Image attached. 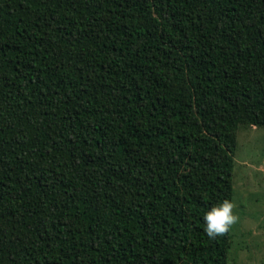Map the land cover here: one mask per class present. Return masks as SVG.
Masks as SVG:
<instances>
[{
    "label": "trees",
    "instance_id": "1",
    "mask_svg": "<svg viewBox=\"0 0 264 264\" xmlns=\"http://www.w3.org/2000/svg\"><path fill=\"white\" fill-rule=\"evenodd\" d=\"M243 126L264 0H0V264H229Z\"/></svg>",
    "mask_w": 264,
    "mask_h": 264
},
{
    "label": "rangeland",
    "instance_id": "2",
    "mask_svg": "<svg viewBox=\"0 0 264 264\" xmlns=\"http://www.w3.org/2000/svg\"><path fill=\"white\" fill-rule=\"evenodd\" d=\"M229 264H264V127H241L235 155Z\"/></svg>",
    "mask_w": 264,
    "mask_h": 264
},
{
    "label": "clouds",
    "instance_id": "3",
    "mask_svg": "<svg viewBox=\"0 0 264 264\" xmlns=\"http://www.w3.org/2000/svg\"><path fill=\"white\" fill-rule=\"evenodd\" d=\"M234 207L231 201L224 200L204 214L205 231L210 238L222 236L237 222L238 217L234 214Z\"/></svg>",
    "mask_w": 264,
    "mask_h": 264
}]
</instances>
